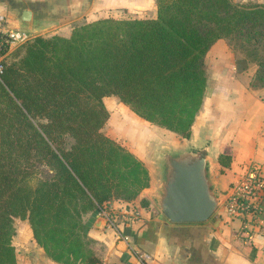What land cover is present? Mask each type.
Listing matches in <instances>:
<instances>
[{
	"label": "trees",
	"instance_id": "trees-1",
	"mask_svg": "<svg viewBox=\"0 0 264 264\" xmlns=\"http://www.w3.org/2000/svg\"><path fill=\"white\" fill-rule=\"evenodd\" d=\"M152 17L108 15L69 36L35 34L0 74V264H18L14 217L27 219L45 253L96 264L84 215L149 185L142 160L103 131L104 97L188 137L206 84L205 55L234 39L264 86V1L155 0ZM229 40V39H228ZM71 141L67 146L66 137ZM230 152L220 151L227 166ZM242 237L253 231L242 229Z\"/></svg>",
	"mask_w": 264,
	"mask_h": 264
},
{
	"label": "crops",
	"instance_id": "crops-1",
	"mask_svg": "<svg viewBox=\"0 0 264 264\" xmlns=\"http://www.w3.org/2000/svg\"><path fill=\"white\" fill-rule=\"evenodd\" d=\"M118 8L137 10L130 17H152L156 1L0 0V13L5 14L9 27L63 36H69L76 24L116 16L113 12ZM25 9L30 10L28 18H23ZM235 52L226 38L216 40L207 51V84L188 137L150 123L136 113L138 118L125 120L130 127L127 137L131 136L126 147L147 167L149 185L130 201L114 198L105 203L112 213L111 223L98 211L84 215L89 245L99 257L96 264H138L141 254H147V264H264V184L260 212L246 224L253 231L250 238L240 234L242 217L231 214L226 207L231 183L250 162L257 164L264 178V86L252 85L257 65L238 66L241 56ZM205 145L220 203L205 221L173 222L156 203L161 179L160 150ZM220 151L232 154L229 165L218 161ZM217 216L220 220L215 225ZM15 230L18 264H62L45 253L30 227L24 236L26 241H20L21 233Z\"/></svg>",
	"mask_w": 264,
	"mask_h": 264
},
{
	"label": "water",
	"instance_id": "water-1",
	"mask_svg": "<svg viewBox=\"0 0 264 264\" xmlns=\"http://www.w3.org/2000/svg\"><path fill=\"white\" fill-rule=\"evenodd\" d=\"M29 9L23 11L28 18ZM208 148L160 150L161 179L156 203L173 222L205 221L214 215L220 195L208 164ZM220 217L217 216L215 225ZM105 223V221H104Z\"/></svg>",
	"mask_w": 264,
	"mask_h": 264
},
{
	"label": "built area",
	"instance_id": "built-area-1",
	"mask_svg": "<svg viewBox=\"0 0 264 264\" xmlns=\"http://www.w3.org/2000/svg\"><path fill=\"white\" fill-rule=\"evenodd\" d=\"M32 37V34L23 28H12L7 25V18L0 13V74L4 68V58L15 45L21 44ZM264 178L257 164L250 162L247 170L230 185L226 207L233 215L242 217V229H247V221L254 219L260 212V199L263 192ZM98 211L111 223L110 209L103 207ZM240 230V231H241ZM250 238V236H247ZM145 256L147 254H144ZM143 254L138 256V264H147Z\"/></svg>",
	"mask_w": 264,
	"mask_h": 264
},
{
	"label": "rangeland",
	"instance_id": "rangeland-1",
	"mask_svg": "<svg viewBox=\"0 0 264 264\" xmlns=\"http://www.w3.org/2000/svg\"><path fill=\"white\" fill-rule=\"evenodd\" d=\"M233 1H235V2H247V1L248 2L249 1L263 2L264 0H233ZM149 11L154 13V10H152V9L151 10L149 9ZM113 13L117 17H122V16L134 15V13H138V12H137V10L127 11L126 9L118 8ZM148 13H150V12H148ZM148 13H146V15H149ZM139 14H142V13H139ZM26 30H28V29H26ZM28 31L32 34V36L35 34H43L46 36L53 35V34H48L49 32H47V31L46 32L41 31L40 29L28 30ZM228 39L227 40H228L230 48H232V50L236 51L235 55L238 57L241 56L237 60L238 66L243 67L245 64H248V66H256L257 65V63L253 59V57L248 55L243 50V48L241 47L239 42H237L234 39L233 40L230 38H228ZM22 51H23L22 45H20V46H19V44L15 45L14 47H12V49L10 51L11 53L7 56V58H6L7 61H10L12 59H16L17 57H19V54H21ZM103 100H104L106 107L109 110V117L103 126V131L105 133H107L108 135L112 136L113 138H115L117 141H119L124 146H126L127 145L126 142L130 143L131 136L127 137V134L129 133L128 131L130 130L129 129L130 127L125 124V120L126 119L129 120L131 117L132 118H138V117H137V115H135V113L133 111L130 110V108H128L127 105H125L115 95L105 96ZM70 141H71V138L69 136H67L65 139V143L67 146L69 145ZM13 224L15 226V229L17 228L19 233H21L20 241L21 240L26 241V238L24 236H25V234L27 235L26 230H28V228L30 227L28 220L22 219L20 217H14Z\"/></svg>",
	"mask_w": 264,
	"mask_h": 264
}]
</instances>
